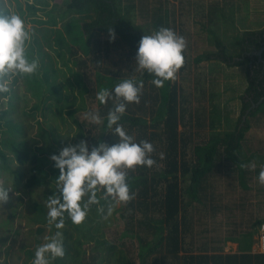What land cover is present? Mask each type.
<instances>
[{
    "label": "trees",
    "instance_id": "16d2710c",
    "mask_svg": "<svg viewBox=\"0 0 264 264\" xmlns=\"http://www.w3.org/2000/svg\"><path fill=\"white\" fill-rule=\"evenodd\" d=\"M132 2L122 7L121 0H67L64 3L66 13L78 18L68 20L63 26L64 33L48 30L55 34L52 43L48 36H44L45 46L36 37L29 42V56L38 59L41 71L31 76L15 75L10 79L9 91L0 93V179L10 183L11 189L19 194L42 191L41 198L45 202L35 201L30 205L29 210L33 215L29 221L38 225L35 230L38 235L46 228L47 237L58 230L62 232L65 256L56 258L51 264H112L116 255H119V264H130L124 259L126 257L121 246L125 239H132L141 228L151 231L152 237L148 241L136 237L139 264H148L155 256L171 260L170 264H264V254L252 253V246L258 243L253 239L255 229L264 223V219L256 222L254 230L230 241L237 243L236 253L191 254L182 251L187 210L191 203L200 200L199 193L206 188V176L213 172L218 163L220 149L224 159L237 169L240 177L243 176L244 170L240 165L244 161L238 153L245 133L251 128L249 120L245 118L252 119L264 110V101L253 107L264 97V50L260 57L256 55L264 47V27L244 31L229 46L216 39L214 52L194 59L195 65L217 60L230 67H245L247 87L240 98V112L233 130L223 135L212 132L205 144L193 147L190 162V133L186 134L185 130H192L187 126L191 125V120H186L188 111L180 103L178 86L168 80L163 87L157 88L152 83L154 76L146 71L143 74L138 72L132 78L143 80L140 102L128 103L118 123L123 125L128 135L134 137L136 143L147 140L155 148V142H158L163 150L162 167L158 169L157 157L153 152L152 158L156 160L153 167L138 166L134 171L129 170L128 183L130 191L136 194L135 199L126 205L115 206L110 216L107 209L111 200L101 198V191L97 194L100 203L90 206L81 224H74L65 212L62 229H56L54 224L49 226L46 201L50 195H59L56 186L59 169L54 167L50 156L82 139L86 141L89 151L99 143L111 145L119 142L114 132L115 125L112 128L107 126V115L117 102L115 86L129 79L124 74L119 77L118 72L112 76H97V92L107 89L112 93L106 103L99 102L98 113L103 122L95 126L80 121L77 114L87 109L86 100L90 98L81 72L85 59L71 62L75 51L69 49V45L77 46L84 56H89L94 49V38L98 34L109 35L111 30L130 53L136 54L143 35L153 34L161 27L170 28L168 10L161 2L152 11L150 29L135 25L131 16L134 10ZM26 5L32 14L37 9L34 3ZM4 10L10 13L8 9ZM45 24L55 25L56 21L51 18ZM42 47L50 52L45 53ZM66 53H69L70 59L65 56ZM182 54L184 64L180 71L186 68L185 54ZM93 62L98 67L100 57L97 55ZM58 72L64 73L58 75ZM19 85L23 86L22 94L17 92ZM192 115L189 113L188 119ZM32 121L36 131L30 135L34 131ZM181 127L183 132H179ZM210 127L215 130L214 123ZM182 182L187 183L183 188ZM101 208L103 211L99 210ZM151 209L160 210L162 217L159 220L152 218L149 215ZM137 214L141 218L135 219ZM119 219H124V230L116 241L108 240L105 237L106 227L115 226ZM95 226L97 229L94 230ZM37 242L40 243L39 240ZM160 252L162 254H158ZM26 255L32 264L34 254L27 251Z\"/></svg>",
    "mask_w": 264,
    "mask_h": 264
},
{
    "label": "rangeland",
    "instance_id": "374dc122",
    "mask_svg": "<svg viewBox=\"0 0 264 264\" xmlns=\"http://www.w3.org/2000/svg\"><path fill=\"white\" fill-rule=\"evenodd\" d=\"M65 2L67 0H0V8L8 9L11 14L19 16L22 14L21 18L26 27L33 33L30 43L33 37H36L40 44L45 46L44 36L49 37V42H54L55 34L50 31L59 30L64 33L63 26L68 20L71 17L78 18L77 15L66 13ZM129 2L134 5L131 14L133 23L147 29H150L153 9L161 2L168 10L170 29L186 40L187 46L183 51L186 68L184 71L179 69L176 79L172 82L179 88L180 103L187 108L186 120H191V125L187 126L192 130L188 128L185 130L186 134L190 133L188 155L191 162L193 147L205 144L212 132L223 135L226 131L233 130L240 112V98L247 87L245 67H230L217 60L203 61L195 65L194 59L202 54L214 52L216 39L229 46L239 39L244 31L262 29L264 0H121V6L125 7ZM27 3H34L37 7L33 14L27 9ZM51 18L55 19L56 24H45ZM65 38L67 39V36ZM94 39V49L89 56H84L77 46L69 45V49L75 51V57L71 62L85 59V66L81 68V72L89 90L87 96L90 98L86 100L87 109L78 113L77 117L86 124L90 121L85 119V113L98 112L99 109V101L96 99L99 78L97 76H112L118 72L119 77L124 74L132 78L138 73L136 54L130 53L118 38L110 41L109 35L98 34ZM42 50L45 53L50 52L46 47H42ZM97 55L100 57L99 68L97 63L93 62ZM65 56L71 58L69 53ZM40 71L39 66L38 73ZM58 73L62 75L64 72ZM19 86L17 92L22 94L23 86ZM189 113L193 114L190 119ZM245 119L249 120L251 128L245 133L238 154L244 165L255 164V168L244 167L243 176L240 177L237 169L224 159L220 149L218 163L213 172L206 176V188L199 193L200 200L191 203L187 210V227L182 250L185 253L223 255L236 253L237 243L230 241L254 230L256 222L264 219V185L258 181L259 172L264 167V110L252 119L247 117ZM211 123H214L215 130H211ZM90 124L96 126L95 123ZM32 126L34 131L30 135L36 131L33 121ZM96 131L99 132V129ZM179 132H183L182 127L179 128ZM155 145L153 155L157 157L160 169L162 167L160 154L163 150L158 142H155ZM0 181L10 189L8 200L0 203V264H31L26 252L31 251L35 254L36 248L46 242L45 237L48 235L47 228L41 235L36 234L38 225L29 221L33 215L29 210L30 205L35 201L45 202L41 198L42 191L19 194L11 189L10 183H5L3 179ZM186 185L187 183H181L182 188ZM121 205L123 204L116 206ZM149 215L155 220L162 217L160 210L151 209ZM137 218L141 216L137 214L135 219ZM117 222V226L106 227L105 237L108 240L116 241L124 230V219ZM150 232L146 228H141L132 239L123 241L121 249L126 257L124 259L130 264H139L136 237L148 241L152 237ZM256 232L257 230L254 236ZM114 258L116 260L112 264H119V255ZM170 263L171 260H162L159 256L152 257L148 262Z\"/></svg>",
    "mask_w": 264,
    "mask_h": 264
},
{
    "label": "clouds",
    "instance_id": "9594fccd",
    "mask_svg": "<svg viewBox=\"0 0 264 264\" xmlns=\"http://www.w3.org/2000/svg\"><path fill=\"white\" fill-rule=\"evenodd\" d=\"M32 35L21 16L0 8V93L9 91L10 79L15 75L31 76L38 71V59L30 58L28 52ZM109 37L110 41L115 38L111 30ZM186 46L184 37L170 28L161 27L153 34L143 35L135 56L136 71L142 74L146 71L155 77L152 83L157 88L163 87L165 81L176 79L178 70L184 64L182 53ZM142 89L143 80L137 81L135 78L125 79L114 88L117 102L108 112L107 126L112 128L115 125L114 132L119 142L111 145L99 143L89 151L86 141L82 139L50 156L54 167L59 169L56 178L59 195H50L46 201L49 226L54 224L56 229H62L65 212L74 224H81L90 206L100 203L97 194L101 191V198L111 200L107 209L109 216L117 204L126 205L135 199L136 194L130 191L128 171H134L138 166L153 167L156 164L152 158L155 148L147 140L136 143L134 137L128 135L118 122L128 103L140 102ZM111 96L107 89H101L96 99L103 104ZM85 119L95 124L103 122L97 111L85 113ZM160 157L163 159V153ZM240 167L255 168V164H241ZM258 181L264 185V167L259 172ZM9 190L0 181V203L8 200ZM99 210L103 211L102 208ZM45 240L36 248L32 264H51L56 258L65 256L61 231L45 237Z\"/></svg>",
    "mask_w": 264,
    "mask_h": 264
},
{
    "label": "built area",
    "instance_id": "2783aa9c",
    "mask_svg": "<svg viewBox=\"0 0 264 264\" xmlns=\"http://www.w3.org/2000/svg\"><path fill=\"white\" fill-rule=\"evenodd\" d=\"M258 235H257V252L260 254H264V223L260 224L257 228Z\"/></svg>",
    "mask_w": 264,
    "mask_h": 264
},
{
    "label": "crops",
    "instance_id": "0c3cea01",
    "mask_svg": "<svg viewBox=\"0 0 264 264\" xmlns=\"http://www.w3.org/2000/svg\"><path fill=\"white\" fill-rule=\"evenodd\" d=\"M257 230V229H256ZM255 230V231H256ZM255 234V233H254ZM257 235H258V230H257V232H256V235L254 236L253 235V239L255 240V242L257 241ZM257 247H258V245H257V243H255L253 246H252V253H258L257 252Z\"/></svg>",
    "mask_w": 264,
    "mask_h": 264
},
{
    "label": "water",
    "instance_id": "95a60500",
    "mask_svg": "<svg viewBox=\"0 0 264 264\" xmlns=\"http://www.w3.org/2000/svg\"><path fill=\"white\" fill-rule=\"evenodd\" d=\"M264 50V47H262L261 49H260V51H258L257 52V56H259L260 57V55H261V52ZM264 101V97L263 98H261L256 104H254V106L253 107H257L259 104H261L262 102Z\"/></svg>",
    "mask_w": 264,
    "mask_h": 264
}]
</instances>
